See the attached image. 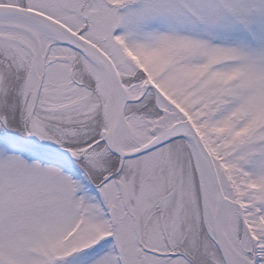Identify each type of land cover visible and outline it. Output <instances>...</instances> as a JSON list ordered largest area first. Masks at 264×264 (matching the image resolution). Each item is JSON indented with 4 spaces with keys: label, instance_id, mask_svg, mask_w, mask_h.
<instances>
[{
    "label": "snow or ice",
    "instance_id": "6c2138e0",
    "mask_svg": "<svg viewBox=\"0 0 264 264\" xmlns=\"http://www.w3.org/2000/svg\"><path fill=\"white\" fill-rule=\"evenodd\" d=\"M0 264H264V0H0Z\"/></svg>",
    "mask_w": 264,
    "mask_h": 264
}]
</instances>
